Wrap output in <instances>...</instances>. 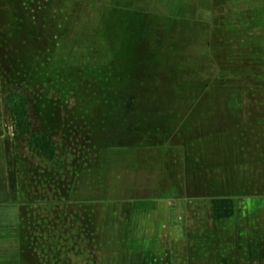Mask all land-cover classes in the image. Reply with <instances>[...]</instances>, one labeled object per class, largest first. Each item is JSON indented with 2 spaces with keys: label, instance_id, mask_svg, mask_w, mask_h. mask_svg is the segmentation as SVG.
<instances>
[{
  "label": "trees",
  "instance_id": "trees-1",
  "mask_svg": "<svg viewBox=\"0 0 264 264\" xmlns=\"http://www.w3.org/2000/svg\"><path fill=\"white\" fill-rule=\"evenodd\" d=\"M29 1L34 10L25 17V0H0V97L15 157L26 148L46 164L27 176L44 192L29 201L35 209L22 226L24 261L68 264L71 255L98 251L103 228L115 218L108 199L90 198L97 187L88 183L101 184L109 150L128 149L154 154L159 196L202 201L204 216L188 228L186 264H264V0H207L202 13L197 6L179 21L140 12L138 55L121 60L101 55L97 24L90 33L80 29L76 38L83 40L71 45L70 20L58 16L48 32L40 0ZM19 47L29 56L50 48L69 56L40 59L44 70L55 71L31 83ZM38 93L99 105L101 134L76 123L66 140L56 139L31 117ZM213 200L231 202L233 213L218 221Z\"/></svg>",
  "mask_w": 264,
  "mask_h": 264
},
{
  "label": "rangeland",
  "instance_id": "rangeland-1",
  "mask_svg": "<svg viewBox=\"0 0 264 264\" xmlns=\"http://www.w3.org/2000/svg\"><path fill=\"white\" fill-rule=\"evenodd\" d=\"M206 2L207 0L199 2L198 0H90V2L40 0L39 8L41 9L40 13L45 14L47 19L46 30L48 32L54 27L58 16L61 23L65 21V18L70 20L69 28L73 33L71 35L72 40H69L71 45H76L78 39H80L76 38L80 29L87 31L90 28L91 30L89 26L97 24L98 35L102 37L100 42L101 55L105 57L109 54L113 55L115 59L121 60L124 58L133 59L138 55L139 43L136 40V30L139 18L143 15H140V12L149 13V15L155 13L167 14L175 17L173 20L179 21L184 15L195 12L197 6L199 7V13H202ZM25 10V17L32 14L34 9H31V1L25 0ZM19 45H21L20 42ZM19 48L21 51L19 56L23 67L22 75L29 79L31 83L40 80L46 73L53 75L55 71L53 68L44 70L39 62L40 59L42 61L47 60L49 64L57 60H67L69 56L67 52L62 54V52L53 51L52 48L29 56L23 52L21 47ZM82 58L85 59L84 54ZM72 59H78V54H74ZM35 65L39 66V70L33 69ZM81 75L86 76L89 74L82 71ZM2 98L0 97V264H28L15 248H10V245L18 244V236H21V231L25 230L22 226L27 227L31 222L30 214L35 209V204H30L29 201L36 193L44 192L41 190L43 185L38 184V182L33 183L34 187L32 189L30 182H27V176L29 178L32 171L33 173L44 171L46 164L32 156L26 148L19 149V159H16L12 141L13 127ZM97 107L100 106L78 103L70 97L62 100L59 97H48L38 93L31 99L30 113L34 123L49 130L56 139L63 141L66 140V136L69 134L67 133L68 130L76 123L89 126L93 135L99 136L102 130L99 117L97 118V114H95ZM72 110L84 112L85 114L83 118L76 119ZM174 158L176 157H172V161ZM172 161L169 163H173ZM154 162V154L150 150H109L102 164L104 176L99 177L101 184L96 186L93 181L88 183L94 188L97 187L90 198L92 200L108 199L109 208L107 209H111L112 215L116 217V209L122 198H130L134 195L157 194V190L152 188L154 185H158L160 176L156 173L157 168L153 166ZM169 163L166 164L168 168L171 165ZM175 166L177 172L175 173L178 175V180H180L183 177L180 162ZM95 180H97V177ZM17 182H21L19 188ZM83 187L88 189L86 186ZM29 188L31 189L29 190ZM18 191L23 196L24 204L15 208L13 203L18 204L21 201ZM176 198L190 200V198L183 196ZM213 204L217 211L218 221H224L228 214L233 213L234 207L227 200H213ZM247 205V201H242L241 206L238 205V207H241V210L244 211L247 209ZM7 209L13 212L9 213ZM14 209L20 214L15 213ZM187 210L190 211L189 208ZM190 213L189 217H191ZM114 226L115 221L112 225L103 228L101 245L98 251L87 252L81 256L71 255L68 264H121L115 261L120 258L118 253L120 245L117 243L116 238H112V235H115ZM35 258H38L37 254Z\"/></svg>",
  "mask_w": 264,
  "mask_h": 264
},
{
  "label": "crops",
  "instance_id": "crops-1",
  "mask_svg": "<svg viewBox=\"0 0 264 264\" xmlns=\"http://www.w3.org/2000/svg\"><path fill=\"white\" fill-rule=\"evenodd\" d=\"M153 189L156 190V185ZM201 202L197 199L161 197L158 194L122 198L114 217L115 235L112 238H116L120 245V258L115 261L121 264H186L187 232L204 216ZM13 204L15 208L21 205L20 202ZM17 242L10 248H15L19 253L22 249L20 236Z\"/></svg>",
  "mask_w": 264,
  "mask_h": 264
}]
</instances>
